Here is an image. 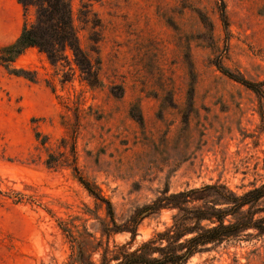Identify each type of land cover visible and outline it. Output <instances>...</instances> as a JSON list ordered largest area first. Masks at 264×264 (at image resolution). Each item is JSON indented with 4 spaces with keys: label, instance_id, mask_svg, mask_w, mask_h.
<instances>
[{
    "label": "rangeland",
    "instance_id": "374dc122",
    "mask_svg": "<svg viewBox=\"0 0 264 264\" xmlns=\"http://www.w3.org/2000/svg\"><path fill=\"white\" fill-rule=\"evenodd\" d=\"M71 11L97 86L70 48L57 49V65L38 48L16 61L37 83L0 67V264H68L72 244L62 226L100 237L109 221L71 169L45 164L66 151L61 141L72 143L73 132L79 167L113 203L119 224L167 186L220 181L243 194L264 183V94L218 67L264 84V0H72ZM36 20L34 8L0 0V46ZM17 193L28 199L16 202ZM172 214L146 218L135 246L170 225ZM130 240L117 234L110 244ZM188 264H264V236Z\"/></svg>",
    "mask_w": 264,
    "mask_h": 264
},
{
    "label": "trees",
    "instance_id": "16d2710c",
    "mask_svg": "<svg viewBox=\"0 0 264 264\" xmlns=\"http://www.w3.org/2000/svg\"><path fill=\"white\" fill-rule=\"evenodd\" d=\"M28 12L36 10V23L26 22L20 36L12 43L0 46V67L9 75L39 81L36 72L14 66L16 61L31 48H38L47 55L53 65L60 62L59 50L70 48L77 66L87 75V82L97 86L98 70L80 45L72 24V0H18ZM223 1V0H221ZM222 19L227 26V14L222 5ZM224 75L262 95L264 84H255L240 75L218 65ZM42 146L48 138L36 134ZM72 143L63 138L66 150L58 156L49 154L45 162L49 169L68 168L97 203L105 205L108 222H102L100 237L88 228L79 235L62 226L72 244L68 264H188L198 254L211 252L225 243L243 241L247 237L264 236V183L238 194L220 181L200 187H187L172 192L167 186L149 205L132 214L119 224L113 203L105 197L101 187L84 176L79 164L76 148L77 136L73 132ZM70 147V148H69ZM16 202H23L26 196L17 193ZM164 211L172 212L171 224L154 233L147 241L136 245V237L142 222L149 217L159 216ZM101 221V218L98 217ZM130 234L127 243L110 244L117 234ZM96 256L98 258L96 259Z\"/></svg>",
    "mask_w": 264,
    "mask_h": 264
}]
</instances>
